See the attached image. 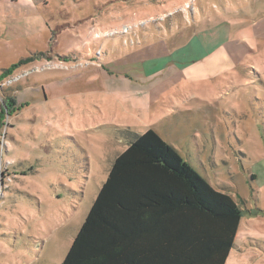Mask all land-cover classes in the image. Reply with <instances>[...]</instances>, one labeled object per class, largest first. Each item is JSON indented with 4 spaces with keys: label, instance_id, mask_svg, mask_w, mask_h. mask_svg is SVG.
<instances>
[{
    "label": "rangeland",
    "instance_id": "1",
    "mask_svg": "<svg viewBox=\"0 0 264 264\" xmlns=\"http://www.w3.org/2000/svg\"><path fill=\"white\" fill-rule=\"evenodd\" d=\"M149 128L242 210L226 264H264V0H0V264H60Z\"/></svg>",
    "mask_w": 264,
    "mask_h": 264
},
{
    "label": "trees",
    "instance_id": "2",
    "mask_svg": "<svg viewBox=\"0 0 264 264\" xmlns=\"http://www.w3.org/2000/svg\"><path fill=\"white\" fill-rule=\"evenodd\" d=\"M241 212L149 128L115 157L60 264H225Z\"/></svg>",
    "mask_w": 264,
    "mask_h": 264
},
{
    "label": "crops",
    "instance_id": "3",
    "mask_svg": "<svg viewBox=\"0 0 264 264\" xmlns=\"http://www.w3.org/2000/svg\"><path fill=\"white\" fill-rule=\"evenodd\" d=\"M199 39V38H198ZM202 41L203 42H205V43H208V44H210V41H209V38L208 37H203L202 36ZM184 43H188V40L186 41V42H184ZM197 49V48H196ZM198 50V49H197ZM215 49H212L209 53H208V55L210 56L212 53H213V51H214ZM160 55H162L161 57H169V53H167V52H165V53H162V54H160ZM161 57H158V58H160V62L159 61H156V59L157 58H150L149 57V59H147L146 61H143V63L142 64H140L139 62L140 61H138V66L135 68L134 67V65L132 66V68H131V71L133 72V73H135V72H137L138 71V73H135L136 74V76H137V79L139 80V81H141V82H143V83H149V85H151L152 83H151V81L154 79V77H156V76H158L159 75V72L161 71V69L163 68V67H165L164 66V63H165V61L163 60V59H161ZM219 58V57H218ZM221 59H225L224 57L222 58V57H220ZM169 65H172L173 67H176V64H169ZM237 65H239V63L237 64ZM237 65H234L233 67H229V68H227V69H225L224 70V72H226L228 75L230 74V72H232V70H234L235 69V67L237 66ZM178 66V65H177ZM139 74H141L142 76H139ZM228 77H232V75H229ZM191 84H194L192 81L190 82ZM180 88H182V87H180ZM147 97H150V96H147ZM148 100H149V102H150V99L149 98H147ZM161 99H163V98H160V100ZM148 100H147V102H148ZM186 100V99H185ZM180 103L181 101H177V99L175 100V102H174V100H169L168 102H165V103H168V106L166 107V108H162L163 110L165 109V112L164 113H167L168 112V110L170 109V106L172 105V107H176V104L177 103ZM161 103L162 104H164V101L163 100H161ZM152 129V128H151ZM155 131V130H154ZM156 132V131H155ZM158 134V133H157ZM159 135V134H158ZM160 136V135H159ZM161 137V136H160ZM241 215H242V212H241ZM241 219V218H240ZM235 239V238H234ZM234 247V246H233ZM230 253V252H229ZM229 256V255H228ZM228 258V257H227ZM226 262H227V259H226ZM226 262H225V264H226Z\"/></svg>",
    "mask_w": 264,
    "mask_h": 264
}]
</instances>
